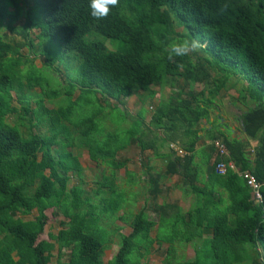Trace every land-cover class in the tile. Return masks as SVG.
I'll return each instance as SVG.
<instances>
[{"label": "trees", "instance_id": "1", "mask_svg": "<svg viewBox=\"0 0 264 264\" xmlns=\"http://www.w3.org/2000/svg\"><path fill=\"white\" fill-rule=\"evenodd\" d=\"M224 3L229 7L222 12ZM0 27L17 31L22 39L13 41L0 32V264H49L54 249L57 264H103L114 237L118 248L109 264H147L150 248L162 244L160 264H264V184L256 201L237 173L217 174L220 159L213 145L201 154L207 176L202 181L194 155L178 156L167 167L168 174L180 177L178 186L194 195L188 210L157 203L161 174L149 173L145 203L135 212L130 192L117 182L124 165L117 155L137 138L141 141L138 117L144 114L139 110L130 126L122 113L119 132L112 109L100 107L103 98L110 105L109 99L120 103L140 90L152 96V85L169 87L172 95L157 105L151 122L170 130L179 125L192 134L196 131L190 128L210 116L212 98L227 89V76L219 75L238 69L256 102L242 115L246 134L259 141L254 158L237 140L218 134L211 139L222 138L230 158L263 182L264 0H120L104 20L91 17L88 0H0ZM192 38L202 41L200 55L169 62L167 44ZM107 42L118 46L110 49ZM23 47L41 54L44 66L64 76L62 96L49 80L46 85L41 69L31 67ZM34 88L39 92L32 93ZM91 93L100 106L77 118L80 99ZM43 96L64 102L58 99L57 106L48 107ZM33 127L45 128L36 132ZM80 150L104 167L89 188L76 153ZM71 176L77 182L69 186ZM34 209V218L20 216ZM47 209L61 215L60 228L41 238ZM116 219L129 223V233L120 232V226L108 230ZM202 237L204 245L192 258L177 256L178 245ZM66 251L67 259L60 261Z\"/></svg>", "mask_w": 264, "mask_h": 264}, {"label": "crops", "instance_id": "2", "mask_svg": "<svg viewBox=\"0 0 264 264\" xmlns=\"http://www.w3.org/2000/svg\"><path fill=\"white\" fill-rule=\"evenodd\" d=\"M150 89L154 92L150 98H146L147 93L140 90L120 102L124 111L131 112L135 119L139 110L145 109L146 113L143 119L138 117V120L141 121L138 134L141 136V141L137 138L135 142L118 152L117 157L123 161L124 165L118 169L117 182L120 187L128 189L130 194L126 196L136 206L138 203H145L146 188H148L147 174H161L159 180L161 191L157 203H177L183 211H186L192 206L194 195L178 186L180 177L177 174L167 173L170 161L178 156L194 155V162L200 165V181L206 179L201 154L208 147L213 146L214 139L223 140L220 137L211 139L214 134L241 142L249 158L253 159L259 141L257 138L249 137L246 134L242 115L255 107L256 102L254 101L253 104L241 103L239 101L241 95L233 86H230L228 91L220 90L218 95L213 97L215 100H213V106L210 109V116L207 119L199 120L191 128L189 127L196 131L190 134L186 133L185 128L179 125L174 126L171 130L167 125H153L151 122L153 111L159 103L167 100L172 93L170 89L166 90V87L162 88L158 85H152ZM140 144H145L148 148L142 151L139 147ZM187 146H192V151H186ZM179 150L182 151L181 154L178 153ZM229 153L228 151L230 158ZM231 160L234 162L233 159ZM235 165L240 170H247L241 169L239 164L235 163ZM130 180H133V184H128ZM185 205L188 207L184 208Z\"/></svg>", "mask_w": 264, "mask_h": 264}, {"label": "rangeland", "instance_id": "3", "mask_svg": "<svg viewBox=\"0 0 264 264\" xmlns=\"http://www.w3.org/2000/svg\"><path fill=\"white\" fill-rule=\"evenodd\" d=\"M23 24V18H20L18 19L16 22H15V25L17 26V30L20 26H22ZM178 30H182V28H178ZM0 32L1 33H4L5 35H7L8 38H12L13 41H22L19 33L17 31H9L7 30L6 28H2L0 27ZM106 45L110 48V49H116L117 48V43H114V42H107ZM21 53L25 56L28 55L29 57V64L31 65V67H33L34 70H39L41 69L43 71V73L41 74L45 80V83L46 85H48V83L46 82L47 80H49V86L51 87V89H57V91H59V95H61V93L63 92V85L65 84V79H64V76H62L59 72H56V71H53V70H50L49 68H47L46 66H44L43 64V60H44V57L41 55V54H33L31 50H29L27 47H23L21 48ZM198 55H200V52L198 51L197 53H194V54H191L192 57H198ZM207 57H209L207 55ZM210 58V57H209ZM57 64V63H56ZM226 70L229 72L227 75L225 74H222V75H219V77L221 79H223V77L227 76L226 79H227V82H226V88L225 90L228 91V89L230 88V86H233L236 88V91L238 94H240V98H239V101L241 103H254V97L253 98H250L249 97V94L250 92L247 91V84L248 81L245 79V77L243 76L242 72L239 71L238 69H229V68H226ZM47 72V73H46ZM247 83V84H246ZM163 84H161L162 86ZM254 87V86H253ZM170 88L169 87H166V90H169ZM39 89L38 88H34L31 92L32 93H36V92H39L38 91ZM162 95L163 93L160 92ZM21 94L23 95V92H21ZM77 94V93H75ZM44 97V102H45V105L48 106V107H54V106H57L58 102L57 100L59 99H52V100H49L47 99L45 96ZM95 95L94 93H91V94H88L87 96H83L80 101H79V110H82V111H76V116L77 118H81L82 116L84 115H89L90 112H92L93 110H97L98 106H100V104L97 102V100L95 101ZM146 98H150V95L147 94ZM164 98V97H163ZM167 98H168V95H167ZM36 98H33L31 99V102H32V106H34V100ZM61 99V102H64V98H60ZM59 99V101H60ZM91 99L93 100L94 102L90 103L88 100ZM213 100H215L214 98H212ZM264 99V97H263ZM147 101V100H146ZM165 102V101H164ZM167 102V100H166ZM15 103V104H14ZM13 105L14 106H18L16 100L14 101ZM109 103L110 105L112 104H116L117 106L115 107H110V105L108 104V99H105L103 98V106H100L101 108H103L104 112H107L109 111L110 109L111 110V114H110V117L112 118V121L113 123L115 124L116 126V130H118L119 132L122 131L121 127L120 126H124V124H122V118L127 115V125H129L130 123V120H131V123H130V126L133 122V119H134V115H131V112H124V109L122 108V104L116 102L115 100L113 99H109ZM123 113V114H122ZM145 114L146 113V110L145 109H142L139 114ZM103 114L100 115V117L102 116ZM131 116V117H130ZM98 117L96 118V120H98V122L102 125L103 124V121L102 119ZM130 117V118H129ZM11 120H15V117L13 116H10ZM26 121H27V118L25 117L24 118ZM45 127H33V130L36 131V132H40L42 130H44ZM105 129H108V128H105ZM114 127H110L109 130H113ZM108 130V131H109ZM76 153L79 154V161L82 165V167L84 168V176H85V182H86V187L89 188L91 186V181H92V178L95 176V175H100V173L102 172V169L104 168L103 165H98V164H95L94 162H92L88 155H87V152L85 150H80V151H76ZM118 158V157H117ZM77 182V178L75 176H71V178L69 179V186L72 185V184H76ZM129 188V187H128ZM145 196V195H144ZM142 205H144V203H138L136 206L132 205L131 209L135 212L139 211V209L142 207ZM188 206L185 205L184 208H187ZM52 209H47L44 213L47 217V220H46V224L44 225V231H43V234L41 236V238L45 237V238H48L50 237V235L52 234H55L57 233V231L59 230L60 226L58 224L59 222V219H61V215L59 216H54L53 213H52ZM37 214V209H34L32 211V213L28 214V215H20L22 216V218L24 219H32L34 218V216ZM19 215V214H18ZM151 217L155 218V215L151 214L150 215ZM114 224H111L109 227H108V230H113L115 228V226H120V232L124 233V234H127L129 233L130 231V225L129 223H125L121 220H114L113 222ZM156 233V227L153 228L152 232H151V235L154 236ZM204 238H198L196 239L195 242L193 243H187V244H181V245H178L177 247V256L178 257H184L186 259H189V258H192L194 256V253H195V250L197 249H200L201 247H203L204 245V242H203ZM118 248V244H117V239L116 237H114V243L110 244V246H108L107 248H105L104 250V253L102 255V261H103V264H109V261L112 259L115 251L117 250ZM165 248H166V245L165 244H162L161 246H157V245H154L152 248H150V252L149 254L146 256V262L147 264H160L162 259L164 258L165 256ZM56 252L57 250L54 249L52 251V256H51V260H50V263L49 264H57L58 263V259H57V256H56ZM67 253L68 251L65 252V255L61 258L60 261H64L67 259Z\"/></svg>", "mask_w": 264, "mask_h": 264}, {"label": "clouds", "instance_id": "4", "mask_svg": "<svg viewBox=\"0 0 264 264\" xmlns=\"http://www.w3.org/2000/svg\"><path fill=\"white\" fill-rule=\"evenodd\" d=\"M120 0H88L89 14L95 20L106 19L113 8L119 7ZM229 7L227 3L221 5L223 12ZM202 47V41L197 38L172 40L165 47L167 59L173 62L177 57H186L197 53Z\"/></svg>", "mask_w": 264, "mask_h": 264}, {"label": "built area", "instance_id": "5", "mask_svg": "<svg viewBox=\"0 0 264 264\" xmlns=\"http://www.w3.org/2000/svg\"><path fill=\"white\" fill-rule=\"evenodd\" d=\"M213 145L216 149V153L219 156V161L215 165V171L219 175H225L229 170L236 172L241 176L246 184L251 188L252 195L256 201L261 200L260 188L264 184L263 182L258 181L255 176L248 170H240L235 165V163L228 157V151L224 143L220 139H214ZM179 154L182 153L181 150L178 151Z\"/></svg>", "mask_w": 264, "mask_h": 264}]
</instances>
